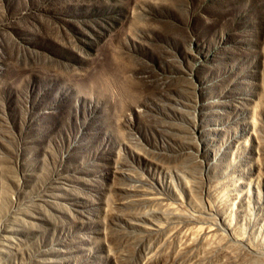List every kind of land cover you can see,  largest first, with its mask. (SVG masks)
<instances>
[{
  "label": "rangeland",
  "instance_id": "374dc122",
  "mask_svg": "<svg viewBox=\"0 0 264 264\" xmlns=\"http://www.w3.org/2000/svg\"><path fill=\"white\" fill-rule=\"evenodd\" d=\"M262 247L264 0H0V264Z\"/></svg>",
  "mask_w": 264,
  "mask_h": 264
},
{
  "label": "bare ground",
  "instance_id": "6f19581e",
  "mask_svg": "<svg viewBox=\"0 0 264 264\" xmlns=\"http://www.w3.org/2000/svg\"><path fill=\"white\" fill-rule=\"evenodd\" d=\"M250 252L248 251V254H251V258H250L251 259V263L250 264H264V262L260 259L261 255L264 254V248L263 247L260 248L258 251L254 250V249H251ZM252 255L254 257H252ZM247 263H249V262H247Z\"/></svg>",
  "mask_w": 264,
  "mask_h": 264
}]
</instances>
